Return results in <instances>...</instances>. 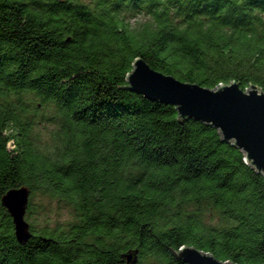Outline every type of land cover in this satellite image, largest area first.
Here are the masks:
<instances>
[{
    "label": "trees",
    "instance_id": "trees-1",
    "mask_svg": "<svg viewBox=\"0 0 264 264\" xmlns=\"http://www.w3.org/2000/svg\"><path fill=\"white\" fill-rule=\"evenodd\" d=\"M143 15L134 26L130 17ZM135 57L181 81L264 93V0H0V197L71 211L17 242L0 199V264H184L190 245L264 264V187L239 151L127 88Z\"/></svg>",
    "mask_w": 264,
    "mask_h": 264
},
{
    "label": "water",
    "instance_id": "water-1",
    "mask_svg": "<svg viewBox=\"0 0 264 264\" xmlns=\"http://www.w3.org/2000/svg\"><path fill=\"white\" fill-rule=\"evenodd\" d=\"M131 65L124 76L126 85L118 88L171 104L176 121L182 117L192 118L217 131L219 141L240 152L244 162L261 176L264 187V93L260 88L250 83L242 89L236 81L219 83L212 88L200 86L152 69L140 57H135ZM28 196L29 189L21 185L8 189L0 197L1 205L10 214L13 234L19 243L32 234L24 219ZM167 251L184 264H234L190 245H179L176 250ZM136 254L135 249L126 250L122 254L124 263L133 264Z\"/></svg>",
    "mask_w": 264,
    "mask_h": 264
},
{
    "label": "rangeland",
    "instance_id": "rangeland-1",
    "mask_svg": "<svg viewBox=\"0 0 264 264\" xmlns=\"http://www.w3.org/2000/svg\"><path fill=\"white\" fill-rule=\"evenodd\" d=\"M144 19V16L139 14L135 17H130L129 22L137 26ZM32 202L31 211L28 214L25 212L24 219L28 223L33 221L35 226L43 225V223H48L49 226H53L55 222L66 224V221L72 218L69 208H64L58 205L54 200L50 201L48 198L40 196L37 193L32 197Z\"/></svg>",
    "mask_w": 264,
    "mask_h": 264
}]
</instances>
